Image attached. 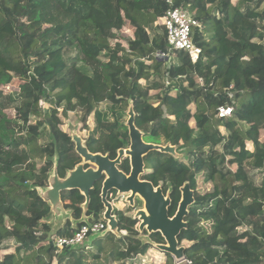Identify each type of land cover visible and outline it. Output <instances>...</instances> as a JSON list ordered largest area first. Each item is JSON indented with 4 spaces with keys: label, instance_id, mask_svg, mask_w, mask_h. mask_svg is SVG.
I'll return each instance as SVG.
<instances>
[{
    "label": "trees",
    "instance_id": "16d2710c",
    "mask_svg": "<svg viewBox=\"0 0 264 264\" xmlns=\"http://www.w3.org/2000/svg\"><path fill=\"white\" fill-rule=\"evenodd\" d=\"M170 6L202 22L193 30L202 48L196 61L183 49H172L166 65L153 57L169 50L160 19ZM17 76L30 84L7 96L4 87ZM106 101L122 106L112 118L99 109ZM131 104L146 141L163 139L182 152L150 151L141 178L170 193V216L181 187L188 182L194 191L178 236L184 256L191 264H264V0H0V249L15 240L0 264H153L146 253L165 239L141 232L132 206L115 208L118 234L60 251L51 243L103 218L102 180L91 190L86 221L85 196L62 192L72 220L56 229L51 204L38 193L56 164L65 177L81 160L62 117L79 108L88 127L93 116L86 146L114 158L130 144L123 118ZM220 106L232 114L218 116ZM119 169L129 173V160ZM200 177L209 188H199ZM166 257L162 264H173Z\"/></svg>",
    "mask_w": 264,
    "mask_h": 264
},
{
    "label": "water",
    "instance_id": "95a60500",
    "mask_svg": "<svg viewBox=\"0 0 264 264\" xmlns=\"http://www.w3.org/2000/svg\"><path fill=\"white\" fill-rule=\"evenodd\" d=\"M127 115L126 125L130 136L128 148H120L117 157L111 159L109 154L91 152L86 146L85 140L73 132L71 137L75 143V150L83 162L76 164L73 169L67 172L65 177L59 176L56 164L48 179V186L38 188V193L51 204V210L55 215L67 217L61 194L70 189L80 190L85 196V202L82 204L81 221H86L88 220L86 214L91 199V190L96 182L102 180L100 195L104 206L103 219L107 220L109 224L107 231L118 234V221L114 210L118 207L117 203L121 198L126 197L128 205L133 207L135 198L138 197L143 202V208L136 211L134 218L140 222V231L146 230L148 234L161 233L165 242L158 243L156 246L166 254L178 259L182 258L185 246H180L178 236L183 229L187 228L185 218L188 216L189 207L195 201L194 191L188 182L181 187L182 195L177 211L173 216H170L169 208L172 204L170 193H165L162 185L155 186L153 182L141 179L146 167L144 158L150 151L169 153L175 157L180 154L176 146L171 143L163 145L144 140V132L135 125V112L132 104ZM124 156L130 159L129 173L119 169L121 159ZM111 191H116L115 202L108 199Z\"/></svg>",
    "mask_w": 264,
    "mask_h": 264
},
{
    "label": "built area",
    "instance_id": "2783aa9c",
    "mask_svg": "<svg viewBox=\"0 0 264 264\" xmlns=\"http://www.w3.org/2000/svg\"><path fill=\"white\" fill-rule=\"evenodd\" d=\"M161 24L164 26L166 40L169 50L156 51L153 57L157 59L170 60V51L172 49L186 50L192 61H196L202 55V48L193 40V30L202 28V22L194 18L191 11L182 6H170L165 15L161 18ZM232 114L230 106H220L218 116L226 117ZM109 228L108 221L100 219L98 221L85 222L79 228L68 236H56L52 238L51 243L57 247V251L64 247L78 246L83 244L90 236L105 233ZM192 261L187 257H173V264H191Z\"/></svg>",
    "mask_w": 264,
    "mask_h": 264
},
{
    "label": "rangeland",
    "instance_id": "374dc122",
    "mask_svg": "<svg viewBox=\"0 0 264 264\" xmlns=\"http://www.w3.org/2000/svg\"><path fill=\"white\" fill-rule=\"evenodd\" d=\"M161 24V23H160ZM124 34H129L131 35V31L129 29H126L124 31ZM123 34H118L117 38H121ZM148 61H151V62H155L156 60H154V58H150ZM164 64H168L169 63V60L168 59H163L161 60ZM168 62V63H167ZM154 64V63H153ZM155 65V64H154ZM29 85L30 84V78L29 76L27 78H23V77H15L13 82L8 85V86H5L4 87V91H5V94L8 96V95H14L16 94L17 92H20L21 89L23 88V86L25 85ZM42 105L45 107L47 106L45 102L42 103ZM122 108V106H113L111 103L109 102H103L99 105V109L104 111L106 116L112 118L114 117L113 115V112L114 111H119L120 109ZM62 112V108L59 109V114H61ZM127 112L128 110L126 111V116L123 118L124 122L126 123L127 120H128V115H127ZM9 113L11 115L14 114V111L13 110H9ZM31 113H37L39 114V110L36 109L35 107L32 108L31 110ZM81 111L79 108H77L76 110L74 111H70L68 116L67 117H62L63 119V125H62V128L69 132L70 134H72L73 132H76L78 135H80L84 140L86 139V137L88 136V133L89 131H92L94 128H95V122H94V118L93 116H91L87 122V126L88 127H85L81 121ZM47 139V135L46 133L43 134V138H42V141H45ZM262 141H264V134L262 135ZM160 144H163L165 145L166 144V141H164L162 139L161 143ZM182 152L180 151V155L179 156H182L181 154ZM231 167H234V165H232ZM253 178L258 180L261 178L262 176V171H259V170H256V171H253ZM199 188L201 190H205L207 188H209L210 185L202 182V179L201 177L199 178ZM126 197H123L121 198V200L117 203V206H119L120 209H126L127 208V202H126ZM116 201V199H115ZM138 207L135 208V210L133 211V215H135L136 211H137ZM66 212H68L67 214V217L68 218H71V214H70V210H66ZM65 218V216H64ZM64 218L62 215H60L59 219L56 218V217H53L52 219V223L53 225H56V224H62L64 222ZM59 222V223H57ZM140 223V222H139ZM95 236V235H94ZM93 237V236H92ZM143 237L145 239H148V235H143ZM87 241V240H86ZM86 241L84 243H86ZM8 243L12 246L10 249L8 250H1L0 249V258L7 252H13L15 250V240L14 239H11L9 238L8 239ZM83 243V244H84ZM161 243H164V242H161ZM156 242L153 243L152 245V248L149 249V251L146 253V256H145V260L150 262V263H153V264H162L165 260H166V253H164L163 251H161L157 246H156Z\"/></svg>",
    "mask_w": 264,
    "mask_h": 264
},
{
    "label": "flooded vegetation",
    "instance_id": "af4514ba",
    "mask_svg": "<svg viewBox=\"0 0 264 264\" xmlns=\"http://www.w3.org/2000/svg\"><path fill=\"white\" fill-rule=\"evenodd\" d=\"M130 137V136H129ZM143 138H144V136H143ZM145 140V139H144ZM146 141V140H145ZM146 142H148V141H146ZM130 145V144H129ZM129 145L127 146V147H123V148H128L129 147ZM120 149V148H119ZM118 149V150H119ZM106 154H109V153H106ZM105 155V154H104ZM110 155V154H109ZM117 155H118V151H117ZM117 155L114 157V158H112L111 156H110V158L111 159H115L116 157H117ZM126 159H128L129 160V164H130V159H129V157H126V156H124V157H122V159H121V162H120V164H122L123 163V161H125ZM80 162H83V160H82V158H81V160L78 162V163H80ZM77 163V164H78ZM85 164H91V163H85ZM142 179V178H141ZM112 194V193H111ZM115 196L112 194L111 195V199H109L110 201H113V202H115ZM139 200V198L138 197H136L135 198V203L137 202ZM135 203H134V206H133V208H134V210H135V208H137L136 206H135ZM129 205L127 204V207H128ZM119 208V207H118ZM141 208H143V203H142V206L141 207H138V209H141ZM137 209V210H138ZM139 227V226H138Z\"/></svg>",
    "mask_w": 264,
    "mask_h": 264
},
{
    "label": "crops",
    "instance_id": "0c3cea01",
    "mask_svg": "<svg viewBox=\"0 0 264 264\" xmlns=\"http://www.w3.org/2000/svg\"><path fill=\"white\" fill-rule=\"evenodd\" d=\"M160 20H161V19H160ZM160 23H161V21H160ZM170 60H171V59H170ZM170 60H169V61H170ZM167 63H168V62H167ZM168 64H169V63H168ZM165 65H166V64H165ZM118 207H119V206H118ZM67 214H68V212H67ZM53 215H54V217H56V218H58V219H59V217H60V216L55 215L54 213H53ZM63 218H64V217H63ZM67 219H68V217H65V218H64V222H63L62 224L60 223L59 225H58V224L53 225V228L56 229V228H58V227H61V226L65 223V221H66ZM70 219L72 220V217H71ZM57 223H59V222H57ZM11 247H12V246H11ZM11 247H10V248H11ZM10 248H9V249H10ZM6 250H8V249H6ZM13 252H14V251H13ZM7 253H9V252H7Z\"/></svg>",
    "mask_w": 264,
    "mask_h": 264
}]
</instances>
